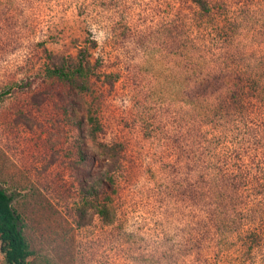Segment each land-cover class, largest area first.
<instances>
[{
	"label": "rangeland",
	"instance_id": "374dc122",
	"mask_svg": "<svg viewBox=\"0 0 264 264\" xmlns=\"http://www.w3.org/2000/svg\"><path fill=\"white\" fill-rule=\"evenodd\" d=\"M0 187L27 264H264V0H0Z\"/></svg>",
	"mask_w": 264,
	"mask_h": 264
},
{
	"label": "trees",
	"instance_id": "16d2710c",
	"mask_svg": "<svg viewBox=\"0 0 264 264\" xmlns=\"http://www.w3.org/2000/svg\"><path fill=\"white\" fill-rule=\"evenodd\" d=\"M86 54H81L79 66L75 69L63 67L49 69L51 75H55L64 82L76 83L87 75L89 68L84 63ZM89 122L101 129L98 120L92 116ZM93 127V126H92ZM95 133V131H93ZM80 160L85 159V153L80 151ZM100 216L110 221L109 208L106 204L97 205ZM0 242L1 251L5 255L6 264H27L32 254L29 243L24 235L21 215L13 206V196L0 187Z\"/></svg>",
	"mask_w": 264,
	"mask_h": 264
}]
</instances>
